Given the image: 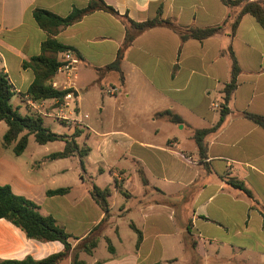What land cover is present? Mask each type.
<instances>
[{
  "label": "crops",
  "instance_id": "1",
  "mask_svg": "<svg viewBox=\"0 0 264 264\" xmlns=\"http://www.w3.org/2000/svg\"><path fill=\"white\" fill-rule=\"evenodd\" d=\"M103 1L119 15L97 10L52 36L80 55L77 98L91 87L108 94L115 89L109 94L108 123L91 126L75 107L83 123L68 126L82 131L77 143L88 151L82 161L85 177L68 186L67 195L48 197L47 191L56 189H47L42 177H28L34 169L24 173L17 161L6 157L5 150H13L15 144L6 147L3 137L0 185H9L15 195L39 205L41 214L54 217L72 236L73 249L99 225L100 243L104 214L89 189L92 184L109 188L107 226L114 224L123 243L115 219H129L130 228L133 225L142 233V242L137 248L138 235L133 230L137 238L120 249L112 245L109 257L99 258L98 248L93 256L87 255L92 264H264V128L245 116H264V27L246 14L232 35L241 8L230 9L221 0ZM88 4L89 0H0V74L8 77L18 99L12 105L19 112L25 109L24 114L20 112L23 116H38L26 99L35 76L23 63L39 56L42 43L50 37L36 23L34 11L66 18ZM160 16L184 28L224 25V29L202 42L184 43L167 26L149 29L126 52L121 64L123 81L119 73L106 71L115 62L127 31L133 32L129 21L143 23ZM230 46L241 70L237 88L228 106L230 114L218 132L206 137V157L201 159L193 134L220 120L223 91L231 76L230 61L221 51ZM58 59L63 61L64 54ZM59 77L53 81L63 85ZM165 111L179 116L183 124L158 116ZM179 153L191 156L195 164L184 162ZM70 158L81 164L78 155ZM97 166L98 175L88 176V167ZM233 181L244 183L252 197L234 188ZM77 191L74 202L60 203ZM56 213L65 214L72 227ZM63 251L59 242L28 239L19 228L0 220L1 260H42ZM83 254L79 253L80 258ZM72 256L59 264H72Z\"/></svg>",
  "mask_w": 264,
  "mask_h": 264
},
{
  "label": "trees",
  "instance_id": "2",
  "mask_svg": "<svg viewBox=\"0 0 264 264\" xmlns=\"http://www.w3.org/2000/svg\"><path fill=\"white\" fill-rule=\"evenodd\" d=\"M221 2L230 9L241 8L240 13L232 25V35L236 31L242 16L246 14L253 16L257 22L264 27V0H221ZM97 10L110 12L116 16L119 15L113 7L107 5L103 0H89V4L85 9H74L66 18L59 17L44 10L34 11L33 15L36 23L42 30L49 33L50 37L42 43L41 54L39 56L33 57L23 63V68L31 69L35 76L32 85L27 91V95L32 101L39 102L50 100L53 102V107H56L55 102L62 103L66 95L71 92L69 90H57L52 87V82L57 75V71L63 64L62 61H59L58 55L65 54L68 51L73 52L79 58L80 55L73 48L58 43L52 36H55L60 28L73 25L84 16ZM129 23L131 24L133 32L130 30L127 31L124 44L119 50L115 62L105 68L106 71L119 73L121 81L124 80L121 64L125 58V54L136 37L145 31L156 27L167 26L177 32L180 35L181 42L184 43L191 39L202 42L219 35L224 29V25L207 28H184L175 24L171 19H162L161 16L143 23H134L132 21H129ZM221 55L228 57L230 61L231 76L229 83L225 86L223 91L224 104L220 108V120L212 128L196 130L193 134V140L198 147L201 159L206 157V137L218 132L226 117L230 114L228 106L237 88V78L241 72L231 46L221 51ZM15 95L16 92L8 81V77L0 74V122H4L8 127L4 135V145L6 147H11L15 144L13 147L14 153L20 156L28 147L31 136H33L35 141L41 146L54 142H64V151L51 154L49 158L52 160H61L78 155L83 166L82 161L84 157L87 156L88 151L82 149L77 143V138L81 137L82 131L76 127V130L70 136L52 132L49 128L45 127L43 117L34 115L23 116L18 109L14 108L11 100ZM158 116L173 124H183V120L171 111H165ZM245 116L264 128V116L251 114H246ZM231 184L234 188L252 197L251 192L246 188L244 183L233 181ZM70 191V188L49 190L47 191V196H65ZM89 193L104 214L103 222L107 221L111 217V207L109 204L111 190L109 188L101 189L92 184ZM0 220H6L19 228L28 239L43 243L59 242L64 246L63 252L53 254L42 260H35L32 257H27L21 261L0 259V264H59L71 253L73 255L72 264H87L86 261L80 258L79 253L83 252L88 256H93L99 245V238L96 232L99 230L100 225L73 249L70 242L72 236L66 229L59 225L54 217L41 214L40 207L35 202L23 196L15 195L9 185H0ZM132 228L138 235L136 244L138 248L142 242V233L133 225ZM106 242L109 244V251L111 253L114 252L111 241L106 239Z\"/></svg>",
  "mask_w": 264,
  "mask_h": 264
},
{
  "label": "rangeland",
  "instance_id": "3",
  "mask_svg": "<svg viewBox=\"0 0 264 264\" xmlns=\"http://www.w3.org/2000/svg\"><path fill=\"white\" fill-rule=\"evenodd\" d=\"M61 80L62 77H59ZM112 97L108 93H104L100 87H91L88 90L80 91L79 97L76 101L72 104V108L78 107L80 114L84 117L87 116L88 119L86 122L94 126L99 121L103 123H108L111 119V103ZM18 103V99L14 98L12 100V104L16 106ZM22 114L25 113V109L20 111ZM62 123H68V121L57 120L52 118H45L44 125L45 127L49 128L54 133L59 134H71L74 132L73 129L69 127L78 126L70 122L65 126ZM69 126V127H68ZM162 125L161 127H163ZM7 131V125L2 122L0 123V141L3 139L5 133ZM162 131L167 133V129L162 128ZM81 139L80 141H82ZM65 149L64 142H54L50 143L46 146L39 145L33 136L30 137V142L20 157H17L12 149L5 150L4 154L6 157L11 158L17 163L20 164L21 169L24 173L29 171L30 169H34L32 175L29 174L28 177H40L43 178L45 186L47 189H57V188H67L68 186H73L76 183L81 182L80 176L85 177V170L84 167L78 162L76 158H69L65 160H50L48 159V155L62 152ZM38 167V168H37ZM88 176H96L98 175V166L94 167V169H90L88 167L87 172ZM108 173V172H107ZM87 177V176H86ZM101 185V184H99ZM78 194V191L75 192L74 195L67 198V200H63L64 203L66 202H74L75 195ZM52 203H49L50 205ZM116 214H120L118 208H115ZM59 220L64 222L69 228L72 227V224L67 221L66 215L56 213ZM116 222L119 223L120 226V234L122 235L124 241L121 243L118 240V236L113 228L114 224H110L107 226L106 222L103 224V231H102V238H100V243L97 249V255L99 258L109 257L108 247L109 244L106 242L105 238H109L111 240L112 245L117 248H122L123 246H127L130 244L129 240L136 239V233L130 228L129 226V219H120L116 218ZM82 260L87 261L89 264H92L91 259L83 254L81 256Z\"/></svg>",
  "mask_w": 264,
  "mask_h": 264
},
{
  "label": "built area",
  "instance_id": "4",
  "mask_svg": "<svg viewBox=\"0 0 264 264\" xmlns=\"http://www.w3.org/2000/svg\"><path fill=\"white\" fill-rule=\"evenodd\" d=\"M63 64L59 67L57 71V75H60L64 79L63 85L59 83L58 80L52 82V87L57 90H69L64 101L62 103L55 102L56 107L52 108L53 105L48 104V100L35 102L32 101L29 96H26L28 104L34 109L38 116L45 117H54L58 120L68 121V123L72 122L74 124H82V118L80 115L76 114V108H72V104L76 101V71L77 67L80 63L79 58L71 51H68L64 54ZM109 94H114L115 89L108 91ZM214 108L218 109L219 105H213ZM49 110H52L49 111ZM179 157L188 164H195V161L191 156L186 155L184 153H179Z\"/></svg>",
  "mask_w": 264,
  "mask_h": 264
}]
</instances>
